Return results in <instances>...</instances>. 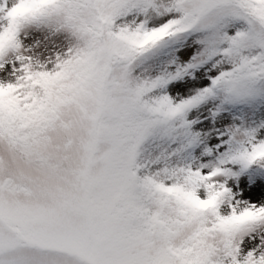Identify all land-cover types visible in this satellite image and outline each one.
Instances as JSON below:
<instances>
[{
    "label": "snow or ice",
    "instance_id": "1",
    "mask_svg": "<svg viewBox=\"0 0 264 264\" xmlns=\"http://www.w3.org/2000/svg\"><path fill=\"white\" fill-rule=\"evenodd\" d=\"M0 264H264V0H0Z\"/></svg>",
    "mask_w": 264,
    "mask_h": 264
},
{
    "label": "rangeland",
    "instance_id": "2",
    "mask_svg": "<svg viewBox=\"0 0 264 264\" xmlns=\"http://www.w3.org/2000/svg\"><path fill=\"white\" fill-rule=\"evenodd\" d=\"M250 195H251V198L252 199H257L258 198V195H259V192H258V190H256L253 193H251Z\"/></svg>",
    "mask_w": 264,
    "mask_h": 264
}]
</instances>
